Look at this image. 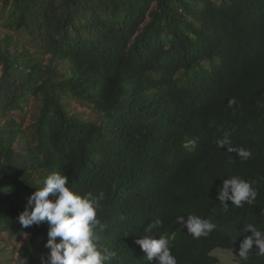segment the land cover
Wrapping results in <instances>:
<instances>
[{"label":"trees","instance_id":"obj_1","mask_svg":"<svg viewBox=\"0 0 264 264\" xmlns=\"http://www.w3.org/2000/svg\"><path fill=\"white\" fill-rule=\"evenodd\" d=\"M0 31V264L47 259V224L18 216L53 172L103 194L111 264H148L146 234H167L178 264H219L216 249L264 264L255 244L238 257L244 225L264 230V0H0ZM225 134L251 156L217 147ZM232 176L258 195L225 212ZM189 214L217 228L193 238Z\"/></svg>","mask_w":264,"mask_h":264},{"label":"clouds","instance_id":"obj_2","mask_svg":"<svg viewBox=\"0 0 264 264\" xmlns=\"http://www.w3.org/2000/svg\"><path fill=\"white\" fill-rule=\"evenodd\" d=\"M235 101H230L233 104ZM217 147L226 148L229 152H235L242 160H247L251 152L244 148L231 147L228 134L216 141ZM43 187L37 189L27 198L24 211L18 216L22 227L40 226L46 223L48 226L47 242L44 245L49 250L46 260L42 258L41 264H111L116 257V252L98 243L96 228L101 225L97 218L100 208L99 198L91 192L81 194L68 187V177L60 172H53L43 180ZM253 181L232 176L223 180L218 188L217 199L223 211H228L229 204L241 208L244 204L252 205L258 192L253 187ZM52 199H49V197ZM177 216L176 223L193 238L208 236L217 225L196 214ZM162 227V220L156 218L146 228V233ZM245 235L239 244L238 257L247 260L255 244L258 248L256 254L264 256V230L258 229L253 223H247L242 230ZM236 243V241H234ZM135 244L146 254L148 264L153 258L158 264H178L172 253V245L167 234L155 238L152 235H144L135 240Z\"/></svg>","mask_w":264,"mask_h":264},{"label":"rangeland","instance_id":"obj_3","mask_svg":"<svg viewBox=\"0 0 264 264\" xmlns=\"http://www.w3.org/2000/svg\"><path fill=\"white\" fill-rule=\"evenodd\" d=\"M2 36H3V33H2V31H0V37H2ZM33 110H34V108H33V106H31L30 109H29L28 115L26 117V125H29V124L32 123ZM77 110H78V112L82 113L83 115L88 116V110H87L86 107L85 108H83V107L79 108L78 107ZM27 241H28V236L26 235L19 242H15L14 243V241H13V243L15 244V246L17 248H19V247H23L27 243ZM2 246L3 245L0 244V253H1ZM212 255H214V256H216L218 258L219 264H239V261L237 260L236 256H234L229 250L216 249V250H214L212 252ZM12 258L14 260H16L17 255L16 254L12 255Z\"/></svg>","mask_w":264,"mask_h":264}]
</instances>
